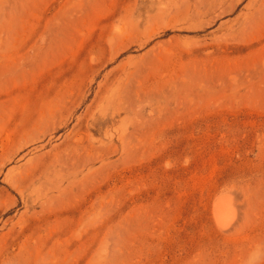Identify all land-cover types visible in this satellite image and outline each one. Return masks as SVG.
<instances>
[{
  "label": "rangeland",
  "instance_id": "374dc122",
  "mask_svg": "<svg viewBox=\"0 0 264 264\" xmlns=\"http://www.w3.org/2000/svg\"><path fill=\"white\" fill-rule=\"evenodd\" d=\"M0 264H264V0H0Z\"/></svg>",
  "mask_w": 264,
  "mask_h": 264
},
{
  "label": "bare ground",
  "instance_id": "6f19581e",
  "mask_svg": "<svg viewBox=\"0 0 264 264\" xmlns=\"http://www.w3.org/2000/svg\"><path fill=\"white\" fill-rule=\"evenodd\" d=\"M214 214H215V218H216L217 225L219 226V228L224 229V228H228V226H230L229 218L231 217L232 213L229 209V206L226 204V202H223L220 199V197L215 202Z\"/></svg>",
  "mask_w": 264,
  "mask_h": 264
}]
</instances>
